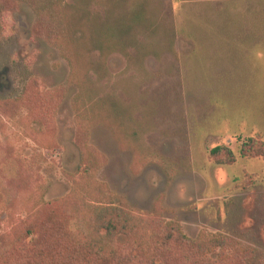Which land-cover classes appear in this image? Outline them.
Segmentation results:
<instances>
[{"label": "rangeland", "instance_id": "rangeland-1", "mask_svg": "<svg viewBox=\"0 0 264 264\" xmlns=\"http://www.w3.org/2000/svg\"><path fill=\"white\" fill-rule=\"evenodd\" d=\"M92 1L95 13L108 5L116 16L119 0ZM143 3L155 33L139 36L129 51L133 60L116 53L104 69L93 52L80 65L86 71L88 60L97 63L99 71H82L90 86L130 106L141 142L177 172L171 180L155 164L136 170L131 150L99 125L89 139L103 164L97 178L117 195V205L144 216L160 208L163 220L179 223L188 237H225L224 254L252 249L255 257L245 264H264V158L239 155L243 141H264V0H125L124 6L131 11ZM212 8L221 10L217 19L196 16ZM38 28L29 5L0 0V264H20L9 242L30 211L70 193L81 163L79 86L64 87L70 75L79 76V51L73 73ZM219 146L236 153L235 165L216 164L211 151ZM17 173L20 182L11 180Z\"/></svg>", "mask_w": 264, "mask_h": 264}, {"label": "trees", "instance_id": "trees-1", "mask_svg": "<svg viewBox=\"0 0 264 264\" xmlns=\"http://www.w3.org/2000/svg\"><path fill=\"white\" fill-rule=\"evenodd\" d=\"M124 1L115 5L113 17L108 5L102 13H95L92 0H12L34 10L38 30L49 35L72 66L79 51V76L70 75L64 87L67 91L73 82L79 86L74 108L82 137L81 163L72 190L30 211L8 249L20 264H245L255 257L254 250L238 248L234 256H227V238L193 239L179 223L164 221L160 208L144 216L127 205H117V195L97 178L103 164L89 139L92 128L99 125L110 129L123 149L131 150L136 170L155 164L171 180L177 172L176 166L141 142L131 107L112 97H99L89 78L83 76L87 74L82 71L98 70L97 63L89 60L88 69H82L83 55L99 52L106 69L113 54L133 60L129 51L137 46L139 36L155 33V21L146 4L128 11ZM75 70L73 66V73ZM239 155L243 159L264 158V141H243ZM211 156L219 166H232L238 160L226 146L214 148ZM21 179L17 173L11 180ZM18 187L22 192L23 187ZM217 250L222 252L213 262L210 255Z\"/></svg>", "mask_w": 264, "mask_h": 264}, {"label": "crops", "instance_id": "crops-1", "mask_svg": "<svg viewBox=\"0 0 264 264\" xmlns=\"http://www.w3.org/2000/svg\"><path fill=\"white\" fill-rule=\"evenodd\" d=\"M212 2H215V1H212ZM213 5V4H212ZM215 8H212L211 10L209 9H207V10H205L207 13H205L204 12V14H201V15H196L197 13H199L200 14V10H197L196 11V16H201V17H203L205 20V22H207V20H210V18H214V19H217L219 16H220V13H221V10H217V12H216V10L214 11V13L216 12V14H214V13H212V10H214ZM211 11V12H210ZM208 13H209V15H208ZM214 15V16H213ZM195 17V16H194Z\"/></svg>", "mask_w": 264, "mask_h": 264}]
</instances>
